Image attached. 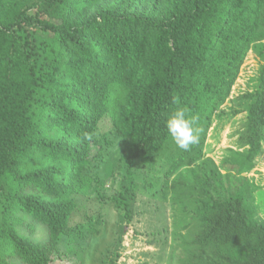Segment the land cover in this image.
I'll list each match as a JSON object with an SVG mask.
<instances>
[{"label": "trees", "instance_id": "1", "mask_svg": "<svg viewBox=\"0 0 264 264\" xmlns=\"http://www.w3.org/2000/svg\"><path fill=\"white\" fill-rule=\"evenodd\" d=\"M251 52L258 75L232 110L246 124L218 165L207 134ZM176 108L201 129L188 150L166 128ZM263 151L264 0H0V264H86L103 217L72 219L91 191L127 223L141 194L168 202L180 264H264L245 175Z\"/></svg>", "mask_w": 264, "mask_h": 264}, {"label": "rangeland", "instance_id": "2", "mask_svg": "<svg viewBox=\"0 0 264 264\" xmlns=\"http://www.w3.org/2000/svg\"><path fill=\"white\" fill-rule=\"evenodd\" d=\"M48 15L50 14L48 13ZM29 31L35 32L36 29L31 26ZM259 67V60L251 52L241 70L231 99L213 118L212 127L207 134L205 152L207 157L212 158L218 165L227 156L229 150H238V134L243 131L246 124V114L232 117V110L239 103L240 96L254 86L253 80L258 75ZM102 139H109L114 143V147L109 149H112L111 152L114 151L109 161L115 163L122 155L121 142L113 137ZM98 146L96 144L94 151ZM98 165V162L93 163L94 169L91 168V174L93 176L101 175L106 188L111 190L114 179L108 181L104 168H97ZM245 175L259 185L260 190L255 196L261 206L260 216L264 217V151L257 161L256 168ZM104 194H108V191H105ZM113 194V191L109 192V195ZM138 199L141 202L133 205L136 215L131 223H127L123 213H120L111 202L106 205L108 201L100 199L97 192L91 191L88 195L77 197L78 209L72 219L73 225L87 224L93 215L102 216L104 222L98 227L99 234L89 235L90 240L84 241L81 245L86 250L84 252L80 248L82 260L84 261L85 257L86 264H102L101 260H105L106 264H109L115 258H117L116 264H180L182 252L178 248L177 242L174 241L173 235L164 232L165 228L169 230L173 228L174 218L171 206L167 205L168 202L163 205L161 200L142 194ZM33 239L45 242L48 239L46 230L38 227L37 234ZM153 242L156 243L153 245ZM67 260H58L54 264H72L71 260Z\"/></svg>", "mask_w": 264, "mask_h": 264}, {"label": "clouds", "instance_id": "3", "mask_svg": "<svg viewBox=\"0 0 264 264\" xmlns=\"http://www.w3.org/2000/svg\"><path fill=\"white\" fill-rule=\"evenodd\" d=\"M166 128L174 144L183 150L198 142L201 129L196 127V119L188 116L184 108H176L165 121Z\"/></svg>", "mask_w": 264, "mask_h": 264}, {"label": "bare ground", "instance_id": "4", "mask_svg": "<svg viewBox=\"0 0 264 264\" xmlns=\"http://www.w3.org/2000/svg\"><path fill=\"white\" fill-rule=\"evenodd\" d=\"M257 235V234H256ZM255 245V244H254Z\"/></svg>", "mask_w": 264, "mask_h": 264}]
</instances>
